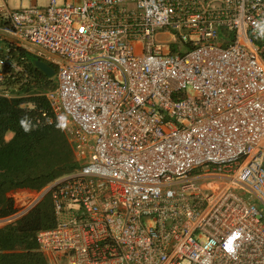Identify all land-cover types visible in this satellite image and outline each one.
Segmentation results:
<instances>
[{
	"label": "built area",
	"instance_id": "built-area-1",
	"mask_svg": "<svg viewBox=\"0 0 264 264\" xmlns=\"http://www.w3.org/2000/svg\"><path fill=\"white\" fill-rule=\"evenodd\" d=\"M16 1L0 96L44 95L22 107L79 166L14 191L0 228L49 196V264H264V0Z\"/></svg>",
	"mask_w": 264,
	"mask_h": 264
},
{
	"label": "trees",
	"instance_id": "trees-1",
	"mask_svg": "<svg viewBox=\"0 0 264 264\" xmlns=\"http://www.w3.org/2000/svg\"><path fill=\"white\" fill-rule=\"evenodd\" d=\"M35 72L46 80V88L55 84L53 76L39 69ZM32 86L27 90L37 91ZM27 102L49 107L44 95L0 96V216L14 210L11 191L25 187L41 189L79 166L62 126L38 124V111L22 107ZM8 132H13L10 140L6 139ZM53 224L54 212L47 197L17 224L0 228V264H49L39 250L36 233Z\"/></svg>",
	"mask_w": 264,
	"mask_h": 264
},
{
	"label": "rangeland",
	"instance_id": "rangeland-1",
	"mask_svg": "<svg viewBox=\"0 0 264 264\" xmlns=\"http://www.w3.org/2000/svg\"><path fill=\"white\" fill-rule=\"evenodd\" d=\"M45 1H46V0H38V3H44ZM24 3H25L26 5H28V4L33 3V0H26ZM11 5H18V2H17L16 0H11ZM53 77L55 78V84H51V85H49L48 88H47L48 90L54 88L55 85H56L57 75H55V76H53ZM28 97H29V96H28ZM12 137H13V132H8V133L6 134V139H7V140H10ZM9 196L12 197V191L10 192ZM259 208L262 210V212H264V206H263V205H260ZM13 225H14V224H13Z\"/></svg>",
	"mask_w": 264,
	"mask_h": 264
},
{
	"label": "water",
	"instance_id": "water-1",
	"mask_svg": "<svg viewBox=\"0 0 264 264\" xmlns=\"http://www.w3.org/2000/svg\"><path fill=\"white\" fill-rule=\"evenodd\" d=\"M37 66L42 69L49 76H54L56 74V70L53 66L43 60H36Z\"/></svg>",
	"mask_w": 264,
	"mask_h": 264
},
{
	"label": "clouds",
	"instance_id": "clouds-1",
	"mask_svg": "<svg viewBox=\"0 0 264 264\" xmlns=\"http://www.w3.org/2000/svg\"><path fill=\"white\" fill-rule=\"evenodd\" d=\"M258 27H261L262 30H264V21H262L261 24L258 25ZM50 183H51V182H50ZM50 183H48V184H50ZM48 184H47V185H48ZM47 185H45V186H47ZM45 186H44V187H45ZM25 188H26V187H25ZM19 189H22V188H19ZM29 189H33V188H29ZM41 189H42V188H41ZM16 190H18V189H16ZM16 190H13V191H12V194H13L14 191H16ZM34 190H39V189H34ZM47 197H49V196H46V198H47ZM11 198L13 199V197H11ZM46 198H45V199H46ZM45 199H44V200H45ZM49 199H50V197H49ZM44 200H43V201H44ZM13 201H14V199H13ZM43 201H42V202H43ZM50 201H51V199H50ZM42 202H41V203H42ZM41 203H40V204H41ZM14 204H15V202H14ZM40 204H39V205H40ZM39 205H38V206H39ZM38 206H37V207H38ZM51 206H52V209H53L52 201H51ZM37 207H36V208H37ZM14 208H15V205H14ZM36 208H35V209H36ZM35 209H34V210H35ZM34 210H33V211H34ZM31 212H32V211H31ZM31 212H30V213H31ZM53 212H54V209H53ZM30 213H29V214H30ZM29 214H28V215H29ZM2 216H5V215H2ZM24 218H25V217H24ZM14 225H15V224H14ZM6 227H8V226H6ZM3 228H5V227H3ZM231 245H232V241L229 240V241H228L229 250H231ZM46 258H47V257H46ZM47 260H48V258H47ZM48 263H49V260H48Z\"/></svg>",
	"mask_w": 264,
	"mask_h": 264
}]
</instances>
